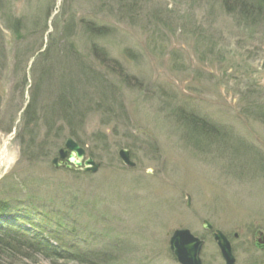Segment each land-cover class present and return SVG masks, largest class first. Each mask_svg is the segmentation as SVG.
<instances>
[{
	"label": "rangeland",
	"instance_id": "rangeland-1",
	"mask_svg": "<svg viewBox=\"0 0 264 264\" xmlns=\"http://www.w3.org/2000/svg\"><path fill=\"white\" fill-rule=\"evenodd\" d=\"M245 1L0 0V236L21 248L0 264H178L184 229L201 264H225L216 230L264 264V3ZM93 48L117 65L102 84ZM68 139L96 171L52 163Z\"/></svg>",
	"mask_w": 264,
	"mask_h": 264
},
{
	"label": "water",
	"instance_id": "water-1",
	"mask_svg": "<svg viewBox=\"0 0 264 264\" xmlns=\"http://www.w3.org/2000/svg\"><path fill=\"white\" fill-rule=\"evenodd\" d=\"M68 151L70 152L68 155ZM85 156V151L72 139H68L65 143L64 149L59 151V158L53 160V164L58 167V160H64L67 158L66 167L70 168L71 165L76 167L84 166L83 170L86 172H93L97 170V165L93 162L91 158H87L83 161ZM119 156L122 162L129 167H133L134 164L130 160L129 152L126 150H121ZM187 205L189 204V198L187 200ZM202 228L207 231H212V226L204 221ZM260 241L264 239L262 234H259ZM213 240L216 242L219 249L220 255L225 264H235V259L232 255V249L228 239L220 232L214 231L212 234ZM203 245V241L195 237L190 233L189 230H176L170 237L169 246L170 251L174 260L178 264H201L200 252ZM259 247L264 248V245L257 244Z\"/></svg>",
	"mask_w": 264,
	"mask_h": 264
},
{
	"label": "trees",
	"instance_id": "trees-1",
	"mask_svg": "<svg viewBox=\"0 0 264 264\" xmlns=\"http://www.w3.org/2000/svg\"><path fill=\"white\" fill-rule=\"evenodd\" d=\"M261 3H264V1H261V0H258L257 1V3L256 4H254V5H256L257 6V8L260 10L261 9ZM245 4H246V1L245 0H221V8H223V11L226 13V14H228V15H230L231 13H232V9H234L235 7H238L239 6V9L241 10V9H243L244 11H248V9H247V6H245ZM251 9H253V8H251ZM242 11V10H241ZM85 28H86V30L87 31H90V32H93V33H96L97 32V29H95V28H93L92 26H90V25H85ZM99 32V31H98ZM97 32V33H98ZM100 32H103V31H100ZM93 53H94V55H93V60L94 61H96L97 63H100L101 65H99V67H98V74H97V76H95V74L94 73H91V71H89L91 74H92V77L94 78V82L95 83H97V82H99V84H102L103 82L105 83L106 82V79H107V76H108V74H110L111 72L113 73V72H117L116 71V69L115 68H113V67H111L110 65H114L115 67L117 66V65H115L114 63H112V62H110V60H105L104 58H101L100 57V55H102L103 57H105V58H107V55L101 50V49H97L96 50V48H93ZM99 51V52H98ZM96 53H99V55L98 56H96ZM119 70H118V75H119V77H121L122 76V74H121V70H120V68H118ZM105 72V73H104ZM100 76V77H99ZM102 78L104 81H102V79H101V81H100V79ZM59 98L56 100V105L58 106V108L60 109V110H62V112L64 113V114H66L68 111H69V109L70 108H73V106H75L76 105V100H73V98H71L72 97V89H70V87H67V85L65 84V86H63L59 91ZM67 92V93H66ZM67 99H69L71 102H73L74 104H71V106L69 105V101H67ZM32 101V100H31ZM32 107V102L30 103H28L27 104V108H26V111H27V113L29 112V110H30V108ZM77 107V106H76ZM76 109V108H75ZM77 110V109H76ZM75 110V111H76ZM75 111H72L74 114H76V112ZM77 113L79 114L80 112L77 110ZM67 125H69V123L67 122ZM70 134V137L72 136V137H74L75 138V135H74V131H73V129H72V132H70L69 133ZM1 209L3 208L2 206L0 207ZM3 230H5L4 228H3ZM9 235L8 234H3V235H1L0 236V252H3V251H5V252H7V253H9V254H12V252H14V251H17L18 250V248H20L18 245H20V244H18V243H20V242H18V241H15V239L14 240H12V242L13 243H11L10 241H8V239H9ZM31 240V239H30ZM38 240V241H37ZM37 240H35L34 238H33V240H32V242H29L31 245V247L30 246H26L27 247V250L28 251H30V252H32L33 253V251H35V249L36 248H39V249H48L50 252H51V250L47 247V246H44L43 245V242H42V239L41 238H39V239H37ZM35 241H37L38 242V244L36 245V242ZM40 243V244H39ZM40 245V246H39ZM34 249H33V248ZM41 247V248H40ZM44 247V248H43ZM21 249V248H20ZM41 249V250H42ZM53 252H54V250H52ZM53 252H51V254H53Z\"/></svg>",
	"mask_w": 264,
	"mask_h": 264
},
{
	"label": "flooded vegetation",
	"instance_id": "flooded-vegetation-1",
	"mask_svg": "<svg viewBox=\"0 0 264 264\" xmlns=\"http://www.w3.org/2000/svg\"><path fill=\"white\" fill-rule=\"evenodd\" d=\"M258 244L264 245V239L260 241Z\"/></svg>",
	"mask_w": 264,
	"mask_h": 264
},
{
	"label": "bare ground",
	"instance_id": "bare-ground-1",
	"mask_svg": "<svg viewBox=\"0 0 264 264\" xmlns=\"http://www.w3.org/2000/svg\"><path fill=\"white\" fill-rule=\"evenodd\" d=\"M126 151H128V150H126ZM260 237V236H259ZM260 239V238H259ZM229 241V240H228ZM217 245V244H216ZM203 246V245H202ZM231 246V245H230ZM232 249V248H231ZM220 253V252H219ZM232 255H233V253H232ZM221 256V255H220ZM234 257V256H233ZM236 264V263H235Z\"/></svg>",
	"mask_w": 264,
	"mask_h": 264
}]
</instances>
